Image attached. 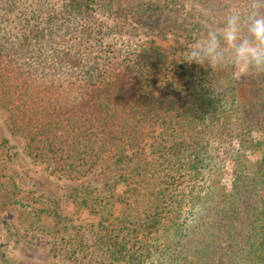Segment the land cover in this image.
Listing matches in <instances>:
<instances>
[{
    "label": "trees",
    "instance_id": "16d2710c",
    "mask_svg": "<svg viewBox=\"0 0 264 264\" xmlns=\"http://www.w3.org/2000/svg\"><path fill=\"white\" fill-rule=\"evenodd\" d=\"M196 1L209 12L182 19L178 8L144 0H0V112L33 161L78 180L108 163L138 161L156 139L172 173L185 169L189 182H215L209 177L220 164L234 163L230 190L209 186L205 194L220 196L207 217L216 215L228 245L211 238L210 220L194 216L188 226L159 215L140 234L98 227L103 264H264V137L252 135H264V75L236 80L181 65L154 39L119 43L114 35L115 21L154 36L222 22L227 0ZM211 78L225 85L215 96ZM14 202L39 221L61 216Z\"/></svg>",
    "mask_w": 264,
    "mask_h": 264
},
{
    "label": "rangeland",
    "instance_id": "374dc122",
    "mask_svg": "<svg viewBox=\"0 0 264 264\" xmlns=\"http://www.w3.org/2000/svg\"><path fill=\"white\" fill-rule=\"evenodd\" d=\"M144 1L178 8L182 19L183 16L189 18L190 13L201 16L209 12L196 0ZM226 4V13L246 12L248 0H227ZM112 25L119 43L154 39L171 50L175 59L184 50L183 45L191 43L201 33L175 29L165 36H154L134 24L115 21ZM259 117L264 121V113ZM252 135L256 139L264 137L258 130ZM4 139L8 143L0 147V178L5 187L0 192V242L5 259L11 260V264H103L107 246L100 239L98 227L109 225L108 229L114 235L119 232L121 237L134 229L135 234H140V228L150 225L159 215L185 219L188 226L194 224V216L202 221L210 220L211 238L223 239L228 245V234L218 227L216 215L207 217L210 208L214 210L218 205L220 196L218 199L216 194H205L209 186H215L221 194L230 190L235 179L231 160L221 163V170L209 177L215 178V182H189L185 169L182 175L172 173L169 160L165 161L156 151L158 140L151 139L143 160L141 156L138 161L123 165L108 163L75 180L52 174L43 164L33 161L25 152L21 138L12 133L0 112V142ZM261 152L260 149L252 156L254 161L262 158ZM122 175H125L123 179ZM82 189L84 200L77 198ZM262 197L264 199V192ZM15 200L22 205L58 211L61 216L39 221L38 215H28ZM168 205H174L173 209ZM226 218L221 222L226 224ZM154 249L156 256L158 247ZM0 264H9L3 262L2 253Z\"/></svg>",
    "mask_w": 264,
    "mask_h": 264
},
{
    "label": "clouds",
    "instance_id": "9594fccd",
    "mask_svg": "<svg viewBox=\"0 0 264 264\" xmlns=\"http://www.w3.org/2000/svg\"><path fill=\"white\" fill-rule=\"evenodd\" d=\"M176 57L177 62L195 63L210 73L229 71L232 78L264 75V0H248L247 11H229L222 22H208L202 32ZM213 95L224 82L210 79Z\"/></svg>",
    "mask_w": 264,
    "mask_h": 264
}]
</instances>
